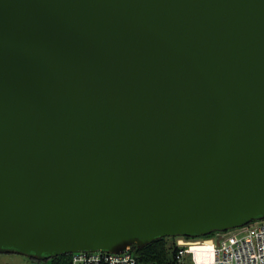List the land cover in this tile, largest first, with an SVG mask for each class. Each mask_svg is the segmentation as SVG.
I'll return each instance as SVG.
<instances>
[{
	"label": "water",
	"instance_id": "water-1",
	"mask_svg": "<svg viewBox=\"0 0 264 264\" xmlns=\"http://www.w3.org/2000/svg\"><path fill=\"white\" fill-rule=\"evenodd\" d=\"M263 217L264 0H0V252Z\"/></svg>",
	"mask_w": 264,
	"mask_h": 264
},
{
	"label": "built area",
	"instance_id": "built-area-1",
	"mask_svg": "<svg viewBox=\"0 0 264 264\" xmlns=\"http://www.w3.org/2000/svg\"><path fill=\"white\" fill-rule=\"evenodd\" d=\"M174 242L180 263L190 255L193 264H264V217L211 235L176 236ZM68 264H139V261L131 248L124 252H73Z\"/></svg>",
	"mask_w": 264,
	"mask_h": 264
},
{
	"label": "trees",
	"instance_id": "trees-1",
	"mask_svg": "<svg viewBox=\"0 0 264 264\" xmlns=\"http://www.w3.org/2000/svg\"><path fill=\"white\" fill-rule=\"evenodd\" d=\"M132 251L137 255L139 264H181L176 257L174 237H158L143 247L133 245ZM71 255L72 253H61L43 260L32 258L34 264H68Z\"/></svg>",
	"mask_w": 264,
	"mask_h": 264
},
{
	"label": "rangeland",
	"instance_id": "rangeland-1",
	"mask_svg": "<svg viewBox=\"0 0 264 264\" xmlns=\"http://www.w3.org/2000/svg\"><path fill=\"white\" fill-rule=\"evenodd\" d=\"M171 240V239H170ZM0 264H34L32 256L19 252H0ZM181 264H193L191 256Z\"/></svg>",
	"mask_w": 264,
	"mask_h": 264
}]
</instances>
